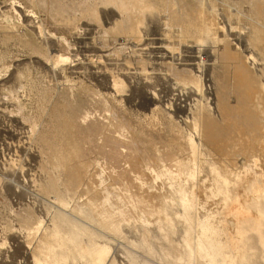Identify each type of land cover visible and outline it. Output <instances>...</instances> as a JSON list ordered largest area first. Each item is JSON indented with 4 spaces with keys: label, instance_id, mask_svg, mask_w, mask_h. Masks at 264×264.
I'll return each mask as SVG.
<instances>
[{
    "label": "rangeland",
    "instance_id": "374dc122",
    "mask_svg": "<svg viewBox=\"0 0 264 264\" xmlns=\"http://www.w3.org/2000/svg\"><path fill=\"white\" fill-rule=\"evenodd\" d=\"M263 109L264 0H0V264H264Z\"/></svg>",
    "mask_w": 264,
    "mask_h": 264
},
{
    "label": "bare ground",
    "instance_id": "6f19581e",
    "mask_svg": "<svg viewBox=\"0 0 264 264\" xmlns=\"http://www.w3.org/2000/svg\"><path fill=\"white\" fill-rule=\"evenodd\" d=\"M186 25V24H185ZM206 29V28H205ZM207 30V29H206ZM210 31V30H209ZM204 32L205 33H207L208 32V30H207V32L204 30ZM209 33V32H208ZM226 57H228L230 60H232L233 62H231V67L233 68V69H231V70H233V76H232V81H233V84H234V87L237 89V90H240V91H242L243 93V99H242V102L244 103V105H241V106H238L237 107V112H240V113H244L243 111L244 110H246V113L247 114H250V112L247 110L248 109V107L250 108L251 106H248L247 107V104L248 105H252V103H253V101H254V99H256V98H260L261 97V92H260V90H259V87L257 86V83H256V81H255V79L253 80L251 77H252V75H250V73H249V71L246 69V67H245V64H242V62H241V60L238 58V57H236V55H234L233 53H226ZM227 58V59H228ZM240 60V61H238V59ZM226 68H228V67H226ZM231 72V71H230ZM232 74V73H231ZM248 80H250L251 81V85H250V87H248ZM223 83V82H222ZM223 85V84H222ZM225 86V85H224ZM223 87V86H222ZM235 88H233V89H235ZM245 88V89H244ZM235 89V90H236ZM243 89L245 90V92L243 91ZM236 92V91H235ZM238 94V93H237ZM240 99V98H239ZM257 100V99H256ZM255 100V102H257ZM222 102H224V100L222 101ZM263 102V101H262ZM259 103V102H258ZM239 104H240V102H239ZM256 104V103H255ZM226 105V106H225ZM224 106H225V108L226 107H228V105L227 104H225ZM237 105H238V103H237ZM253 106V105H252ZM236 107V106H235ZM224 108V109H225ZM230 109L232 108V107H229ZM247 108V109H246ZM226 109H228V108H226ZM233 109H234V106H233ZM228 110V111H232V112H234L235 110ZM251 110H252V108H251ZM264 110V109H263ZM225 111V110H224ZM253 111V110H252ZM252 111H251V113H252ZM258 112V111H257ZM260 113V112H259ZM232 114V113H231ZM224 115V114H223ZM228 115V114H227ZM244 115V114H243ZM252 115V114H251ZM253 115H255V113L253 114ZM235 116V115H234ZM241 116V115H240ZM247 116V115H246ZM259 116V115H258ZM205 117V116H204ZM229 117V116H228ZM227 117V118H228ZM248 117V116H247ZM254 117V116H253ZM253 117H251V119H248V121H254V120H256V118L255 119H252ZM262 117V116H261ZM246 118V117H245ZM239 119H241V118H239ZM210 120V119H209ZM229 120V119H228ZM242 120V119H241ZM245 120H247V118L245 119ZM211 121V120H210ZM210 121H205V122H203V125H204V131L206 132V136L207 137H209V140L210 141H212V143L213 142H220V144L222 145V143H224L225 145H226V149L224 150L225 152L224 153H226V150H228V149H231V151L234 149L235 150V152H234V150H233V152H231L230 154H229V157L231 158V162L233 161L232 159H235V156L238 154V153H241L242 154V151L240 150V148H241V141H240V138H241V140H242V136H237L238 134L237 133H235V130H236V128H237V126H236V128H235V130H232V131H234V132H232V134L229 132L230 131V129L228 128H224L223 129V127L221 128V126H218L217 124H215L214 122H210ZM216 121V120H215ZM236 121V120H235ZM241 122V121H240ZM243 122V121H242ZM247 122V121H246ZM239 123V122H238ZM244 123V122H243ZM257 123V122H256ZM258 123H260V122H258ZM257 123V124H258ZM219 124V123H218ZM240 124V123H239ZM246 124V123H245ZM244 124V125H245ZM250 124V123H249ZM254 124V123H253ZM256 124V125H257ZM217 125V126H216ZM243 125V126H244ZM255 125V124H254ZM253 125V126H254ZM256 125H255V128H256ZM260 125V124H259ZM248 126V125H247ZM235 127V126H234ZM251 128H252V125L250 126ZM243 128H246L245 126L243 127ZM247 128H249V126L247 127ZM232 129H234L233 127H232ZM238 129V128H237ZM253 130H254V128H252ZM261 129V128H260ZM239 131H240V129H238ZM257 129H255L254 131V134L253 135H255V133L257 132L256 131ZM246 131H248L247 129H246ZM204 132V133H205ZM238 132V131H237ZM253 132V131H252ZM233 133H235L236 134V136L238 137H234V138H232V136L231 135H235V134H233ZM244 132H241V133H239V134H243ZM257 134H260V132H258ZM247 135H249V134H247ZM250 136V135H249ZM252 136V135H251ZM207 139V138H206ZM245 139V138H244ZM254 139V138H253ZM250 140V139H249ZM251 141V140H250ZM214 143V144H215ZM259 143H260V141H259ZM261 144V143H260ZM244 145V144H243ZM232 147V148H231ZM245 147V146H244ZM243 147V148H244ZM253 147V146H252ZM236 149H237V151H236ZM257 149V148H256ZM223 150V149H222ZM244 151V150H243ZM223 152V151H222ZM244 153V152H243ZM254 153V152H253ZM257 153V152H256ZM226 155V154H225ZM243 155V154H242ZM255 155V154H254ZM260 155V154H259ZM249 158V159H252V157H253V155H252V153H250V152H247L246 153V158ZM259 160V159H258ZM257 160V161H258ZM235 162L237 161V158L234 160ZM233 161V162H234ZM243 161V160H242ZM232 162V163H233ZM238 162V161H237ZM236 162V163H237ZM248 163V162H247ZM234 164V163H233ZM220 165V164H219ZM257 170V169H256ZM219 172V171H218ZM232 174V173H231ZM225 179V178H224ZM254 181H256V180H254ZM257 182V181H256ZM252 183V182H251ZM254 183V182H253ZM256 184V183H255ZM254 184V185H255ZM253 185V184H252ZM248 187H250V184L248 185ZM253 187V186H252ZM251 187V188H252ZM257 188V186L255 185L254 186V188ZM253 188V189H254ZM259 188V187H258ZM249 189V188H248ZM254 191V190H253ZM264 191V190H263ZM262 191V192H263ZM249 193H250V191H249ZM256 193H258V192H256ZM255 193V194H256ZM264 193V192H263ZM262 193V194H263ZM262 194H261V197H264V195L262 196ZM259 195V194H258ZM260 197V198H261ZM254 198V197H253ZM257 199V198H256ZM258 199H259V197H258ZM255 200V199H254ZM257 201V200H256ZM247 202H249V201H247ZM256 204H258V203H256ZM250 205V204H249ZM245 206V205H244ZM256 208V207H255ZM253 218V217H252ZM237 224L239 225L240 224V221H238L237 222ZM68 235V237H69V239L70 240H72V241H74L75 240V235L74 234H67ZM46 239V238H45ZM69 242V240L67 241V243ZM34 259V258H33ZM37 260V259H36ZM35 261V260H34Z\"/></svg>",
    "mask_w": 264,
    "mask_h": 264
}]
</instances>
